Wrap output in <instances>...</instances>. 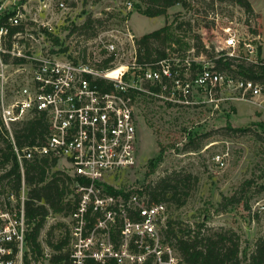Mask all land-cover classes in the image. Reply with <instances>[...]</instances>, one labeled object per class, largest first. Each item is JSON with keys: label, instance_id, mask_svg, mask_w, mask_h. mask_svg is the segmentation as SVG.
Instances as JSON below:
<instances>
[{"label": "built area", "instance_id": "built-area-1", "mask_svg": "<svg viewBox=\"0 0 264 264\" xmlns=\"http://www.w3.org/2000/svg\"><path fill=\"white\" fill-rule=\"evenodd\" d=\"M30 1L0 0V130L14 146L21 184L23 161L42 158L54 161L56 171L71 178L76 198L67 219L70 264H85L87 260L103 264L108 259L118 264H183L178 252L164 242L168 219L164 203L149 202L138 193L123 199L104 188L108 177L130 169L136 162L135 103L139 97L151 95L173 105L192 106L194 93H198L202 103L214 109L225 100L248 102L264 123V81L232 75L203 63L199 72L181 78L173 63L177 57L172 53L177 52L172 50L176 49L174 44L165 50L166 58L138 64L137 37L128 13L118 29H105L94 36L93 42L114 56L108 67H99L100 62L83 58L78 51L70 57L71 49L50 52L44 41L54 11L50 2L44 1L31 15ZM57 7L63 10V1ZM42 10L45 17L40 19ZM222 32L224 37L214 46L215 58L238 59L242 53L247 63L264 64L254 42L259 37L231 27ZM124 49L131 51L130 63H115L118 52ZM198 60L184 59V70ZM120 65L124 69L109 77ZM152 84L159 86V93L150 90ZM36 117L46 123L41 142L17 149L14 130ZM214 160L220 167L224 165L222 155ZM12 197L10 193L7 199ZM24 200L22 208L12 214L0 206V221L8 220V225L13 222L11 229L3 224L0 230V264H33L32 254L25 247L28 226ZM44 258L48 261L49 255L44 254Z\"/></svg>", "mask_w": 264, "mask_h": 264}, {"label": "rangeland", "instance_id": "rangeland-1", "mask_svg": "<svg viewBox=\"0 0 264 264\" xmlns=\"http://www.w3.org/2000/svg\"><path fill=\"white\" fill-rule=\"evenodd\" d=\"M44 1L50 2L54 11L51 28L46 31L44 41L50 52L60 53L63 49L64 52L71 49L70 57L78 51L83 58L101 62L110 54L93 42L94 36L105 29H118L122 17L128 13L130 27L137 39L166 24L174 26L183 23L179 33L182 40L189 43V48L172 52L177 53L173 63L179 71L184 66V59L199 58L196 63L213 65L211 57L216 56L214 46L224 37L222 29L226 27L249 34L260 30L262 39L254 42L260 47V57H257L264 60L261 55H264V0H248L263 16L256 15L254 11V16L248 15L243 8L229 0H187L190 2L189 9L177 4L168 8L165 15L156 17H145L135 11L134 5L142 4L140 0H31L28 3L31 15ZM60 1L65 5L63 10L57 7ZM44 17L42 10L39 18ZM87 17L99 19L100 22L93 23L90 30L84 31L80 27ZM256 18L260 19L256 21ZM197 35L208 53L196 54ZM118 53L115 63H130V50L124 49ZM240 55L243 57H238L236 62L246 63L244 55ZM183 73L184 77H190L196 71L188 67ZM193 101L195 104L192 106H177L159 96L139 97L135 103L138 137L136 162L130 169L108 177L106 182L116 190L135 191L168 175L177 174L180 178L189 175L187 188L183 189L187 193L185 204L176 207L169 201H163L168 209V219L177 225L181 223L182 228L204 222V230L208 232L231 230L239 236L242 246L246 242L253 249L255 241L264 236V131L260 126L263 123L261 115L245 101L225 100L220 102L218 109L202 103L198 93H194ZM233 128L246 130L237 132L231 130ZM159 152L162 153V161L148 175V161ZM216 155L224 157L223 166L215 162ZM57 169L52 167L51 171ZM2 172L0 169V174ZM248 180L253 182L245 186ZM68 190L71 192L67 193L65 200L72 203L76 198L72 185L68 186ZM27 191L25 183L21 184L19 199L15 195L7 199L13 192L7 181L3 180L0 183V206L11 214L17 212L22 208ZM234 193H238L241 203L222 210L220 203L223 197H230ZM67 219L68 214H48L38 237L42 254L36 257L32 254L33 264H49L44 254L50 257L57 253L52 246L60 241H67L62 251H70ZM8 222L0 221V230ZM10 225L8 227L11 229Z\"/></svg>", "mask_w": 264, "mask_h": 264}, {"label": "trees", "instance_id": "trees-1", "mask_svg": "<svg viewBox=\"0 0 264 264\" xmlns=\"http://www.w3.org/2000/svg\"><path fill=\"white\" fill-rule=\"evenodd\" d=\"M25 0H20L24 2ZM141 5H134L135 11L145 17L163 16L166 10L177 4L184 9L190 8V2L187 0H140ZM213 1V0H210ZM236 3L244 9L245 13L254 16L253 9L248 0H229ZM99 23V19H91L87 17L82 26V30H90L93 23ZM1 23V21H0ZM183 23L166 24L161 28L142 35L136 39V62L140 65L150 64L166 58L165 50L171 48V44L176 46V49L186 51L189 48V43L182 40L180 31ZM76 29V28H75ZM87 34V33H84ZM86 36H94L87 34ZM198 41L196 54L208 53L204 45L197 35ZM61 50L60 52H63ZM260 56V47L258 48ZM211 57V56H210ZM112 55H109L98 63L99 67H108L112 61ZM212 63L214 68L220 71L228 72L232 75H240L244 78L264 81V64L260 63H244L235 58H215L212 55ZM190 70L199 72L202 69V64L192 62ZM184 66L180 69L179 75L183 78ZM154 93H159V86L152 84L149 86ZM263 127L264 123H260ZM230 129V125L227 124ZM233 131L244 132L246 128H233ZM46 132V123L42 117H36L26 122L22 127L14 130L13 139L17 149H22L26 146H32L36 142H41L43 135ZM162 161V153L159 152L156 157L150 159L147 164V174H152L159 163ZM55 166V162H48L45 158L39 161L27 162L23 161L24 176L23 180L28 187L26 198L23 202L25 223L28 230L25 234V247L33 255L41 256V245L38 237L41 229L44 226L45 219L49 213L69 214L74 207V202L66 201L65 198L68 192V186L71 183V178L57 171H51ZM0 169L3 172L0 174V183L6 180L10 190L18 197L21 185V175L19 164L14 152V146L8 137L0 130ZM190 176L180 178L179 175L173 174L162 177L154 183H148L141 189L135 191H124L122 189L104 185L107 193L127 199L130 194L138 193L146 200L153 203H163L169 201L175 204L176 207H182L185 204L187 193L183 189L187 188L186 183ZM253 181L248 180L244 183L250 186ZM242 185V187H244ZM168 196V197H167ZM241 203V198L238 193H234L230 197H223V202L220 203L221 209L225 210L229 206ZM247 207V205H245ZM173 222L169 219L166 221V228L163 230L164 242L169 243L178 252L183 264H264V236L257 239L253 244V249L250 245L244 242L243 246L240 243V238L231 230L219 232H208L204 230V222L198 223L194 227ZM113 240H116V235H113ZM246 243V244H245ZM67 244V241H60L55 248L57 253L49 257V264H70L69 252L62 251ZM48 245H51L48 242ZM85 264H99L92 260H87ZM103 264H118L115 259H108ZM145 264H149L148 262Z\"/></svg>", "mask_w": 264, "mask_h": 264}, {"label": "crops", "instance_id": "crops-1", "mask_svg": "<svg viewBox=\"0 0 264 264\" xmlns=\"http://www.w3.org/2000/svg\"><path fill=\"white\" fill-rule=\"evenodd\" d=\"M251 5H252V3H251ZM252 7V6H251ZM252 9H253V11H254V13L257 15H260V16H263V14H259V13H257L256 12V10L254 9V7H252ZM257 20L256 21H258L260 18H256ZM252 35H254V36H257V37H259L260 39H262V34H261V32H260V30L259 31H255V32H253V33H251ZM262 48H263V44H262ZM262 56H264L263 54H261Z\"/></svg>", "mask_w": 264, "mask_h": 264}, {"label": "bare ground", "instance_id": "bare-ground-1", "mask_svg": "<svg viewBox=\"0 0 264 264\" xmlns=\"http://www.w3.org/2000/svg\"><path fill=\"white\" fill-rule=\"evenodd\" d=\"M124 69V66L123 65H120L118 67H116L115 69H113L114 71H111L109 73V77H115L116 74H118L120 71H122Z\"/></svg>", "mask_w": 264, "mask_h": 264}]
</instances>
